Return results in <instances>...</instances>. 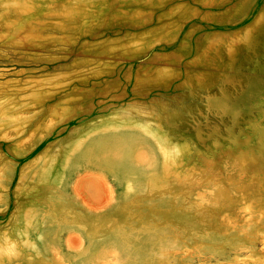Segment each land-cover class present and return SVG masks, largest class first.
Instances as JSON below:
<instances>
[{"label": "rangeland", "instance_id": "374dc122", "mask_svg": "<svg viewBox=\"0 0 264 264\" xmlns=\"http://www.w3.org/2000/svg\"><path fill=\"white\" fill-rule=\"evenodd\" d=\"M0 264H264V0H0Z\"/></svg>", "mask_w": 264, "mask_h": 264}, {"label": "crops", "instance_id": "0c3cea01", "mask_svg": "<svg viewBox=\"0 0 264 264\" xmlns=\"http://www.w3.org/2000/svg\"><path fill=\"white\" fill-rule=\"evenodd\" d=\"M36 245L37 244H35L34 242L32 243V248H31L32 251H30V252H32L35 256H37V255L42 256L43 254H45V252H43V254L41 252H38L39 249ZM28 250H29V248H28Z\"/></svg>", "mask_w": 264, "mask_h": 264}]
</instances>
